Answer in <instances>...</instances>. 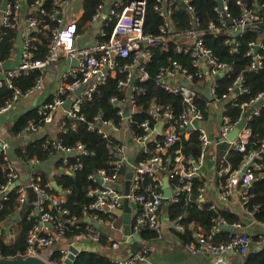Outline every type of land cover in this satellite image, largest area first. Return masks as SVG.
Wrapping results in <instances>:
<instances>
[{
	"label": "built area",
	"instance_id": "built-area-1",
	"mask_svg": "<svg viewBox=\"0 0 264 264\" xmlns=\"http://www.w3.org/2000/svg\"><path fill=\"white\" fill-rule=\"evenodd\" d=\"M6 1L5 11H2V2H0V89L10 90L11 97L0 108V115L8 112L20 98L41 93L47 77L52 75L47 68L52 67L54 69V90L49 98L37 108L38 120L29 121L22 132L16 136L37 133L45 126L52 124L56 111L62 109L65 116L58 126L57 135L54 138L47 137L43 148L51 150L49 154L52 158L62 156V163L65 166L63 171L73 174L80 169V162L68 164L66 158L86 155L87 152L82 145L74 148L63 146L58 135L67 128L75 130L74 125L68 127L67 120H78L85 123L88 131L101 135L110 143L115 159L111 161L112 174L99 170L90 177L93 182H97L95 175H98L102 184L97 182L98 186L89 190L88 195L92 199L89 209L92 213L85 219V234L80 237L94 246L98 245L104 236L100 227L114 230L124 201L127 200L138 207L130 223L131 234L128 240L132 241V236L139 234L141 229L152 231L155 238H160L159 208L164 201L161 189L162 179L167 178L169 185V178L176 180V187L170 185L176 191L170 200L181 192L190 195L195 178L202 181L200 169L204 165L211 146L216 144V140L212 142L203 127L206 108L211 103L220 99L224 100L228 96L235 99L239 94L247 93L248 89L244 86L243 79L240 76L235 77L226 88V95L218 97L215 89L216 82L219 78L228 76L231 68L227 63L220 61L205 45L197 18L193 17L189 20L187 27L179 31L180 34L176 33L177 27L170 19L176 7V0H155V11L162 18L159 34L155 36L143 32L147 7L145 0H101L102 4L91 20V27L100 21L96 28H91L95 32H93L95 40L92 42H81L86 33L78 32L77 21L66 22L65 20L66 10L71 0H53L54 8L47 15L51 21L57 22L58 26L49 28L47 25H39L37 19L32 16L24 18L21 30L22 41L19 47L20 62L16 67L6 70L1 46L5 32L19 26L18 16L21 4L26 3V0ZM214 1L213 13L216 19L208 20L206 31L214 39L223 40L228 54L238 55L239 38L245 34L247 27L257 28L259 23L264 25V2L259 11L243 7L240 16L236 17L229 9L228 0ZM189 2L190 0H182L187 11L194 16V8ZM38 3L39 1L35 2L31 9H36L45 15L46 12L39 8ZM104 6H107L105 11H103ZM108 29L111 30L110 35L104 40ZM44 32L49 33L48 44L44 57L38 58V35ZM169 36L176 40L175 51L190 58L194 71L189 72L181 62L171 61L168 65L159 68L152 82L155 88L181 97L182 108L175 110L171 104H161L151 100L147 109L144 110V99L147 96L144 84L150 80L147 68L153 58V49L166 48ZM260 39H264V29L260 34ZM263 50L262 41L248 43L244 54V58L249 60L246 66L248 71L259 72L263 69ZM63 59L67 62V67L57 71L56 67ZM73 62L76 64L74 65ZM32 72L38 75L27 90L23 91L13 84L14 79L27 76ZM109 79L115 80L118 92L109 98V104L117 110L118 120H105L102 112L87 119L81 113L82 105L91 101L99 92V88L105 86ZM204 80L208 91L205 93L207 100L202 110L196 104L198 98L196 85H202ZM83 86L84 89L76 95V91ZM67 100L70 102L65 110L63 104ZM259 100H262L261 104L246 119L244 127L240 129L233 142H228L226 136L237 126L242 117L236 122H231L229 117L222 115L217 126L216 139L219 138V142L220 139H224V142L229 143L237 152H245L249 136L245 135L246 125L250 116L258 115L260 108L264 107V90L255 98L239 106L243 114ZM141 114H145L146 117L138 120V115ZM159 127L160 130H158ZM191 132L197 133L199 141V153L196 159L185 158L180 149L169 154V150L182 138L189 136ZM9 149L8 142L0 137V166L6 175V181L0 187V208L1 201L5 200L10 192L9 188L14 186L11 191H15L16 194L17 213L15 215L19 218L18 213L30 205L32 209L28 214V219L35 218L27 232L26 252L21 257L34 256L47 264H56L49 258L47 251L49 250L50 253L54 246L63 240L65 225L75 220V217H70L66 208L61 207L66 192L53 193L52 181L45 185L42 184L41 174L36 171V167L40 164L38 159L24 160L17 155L16 160L19 166L27 167L28 171L24 174L25 172H22L10 157ZM138 152L148 157L135 161L134 157ZM68 153H73V155L66 156ZM263 158L264 140L257 149L248 151L238 169L229 173L223 184H219V199L226 202L232 191L237 190L242 211L252 218V213L246 207L250 199L248 189L256 180L255 169L261 168L257 160ZM243 169L245 172L239 176ZM129 173L131 174L130 189L125 195L120 190V186L122 181L126 180V174ZM223 173H228V168L225 166L219 170V174ZM23 175L27 176L26 180H21ZM147 179L151 182H147ZM16 181L20 182L19 186L14 185ZM28 188L36 194V200L31 203L28 200ZM203 191L204 184L197 188L198 196L195 204L198 208L201 203H204ZM212 206L215 208L214 205ZM53 211L58 215L53 214ZM257 223L264 229V222ZM94 224H98L99 227L96 228ZM226 226L233 229L228 239L224 242H215L216 233ZM173 228L177 231L183 230L177 222L174 223ZM241 228L242 224L239 221L229 225L224 219H218L211 230L204 233L196 232L194 234L196 242L185 244L184 248L192 255L209 256L215 259L217 264H229V256L233 254L243 257L250 252L262 251L264 234L243 233ZM5 230L8 234L7 240L13 241V235L9 234L8 228ZM107 241L112 243V246L117 245L110 237H107ZM68 246L67 244L60 246L61 264L68 255ZM148 254L149 249L142 247L129 257L122 260H111V263L132 264L136 260L144 261Z\"/></svg>",
	"mask_w": 264,
	"mask_h": 264
},
{
	"label": "trees",
	"instance_id": "trees-1",
	"mask_svg": "<svg viewBox=\"0 0 264 264\" xmlns=\"http://www.w3.org/2000/svg\"><path fill=\"white\" fill-rule=\"evenodd\" d=\"M39 1L38 6L43 9L46 14L43 15L36 9H31V6ZM147 3L145 23L143 32L144 34L157 35L159 34V28L162 24V18L158 16L155 11V0H145ZM2 2V0H0ZM238 2H240L238 4ZM264 0H228V6L231 13L239 17L243 7L253 8L260 10V6ZM25 3V2H24ZM26 12L25 15H21V18L29 16L37 19L39 25H47L49 28L58 26L57 22L51 21L47 15L53 6V0H26ZM102 4L101 0H83L82 1V14L77 20V30L79 33H86L91 27V20L93 15L97 12L99 6ZM190 5L194 8V16L187 11L186 7L182 4V0L175 1V8L170 15L171 21L176 25V33L180 34V30L187 27L189 20L193 17L197 18L201 26V35L204 39L205 45L210 48L214 55L222 62L227 63L231 70L228 76L221 77L217 80L215 89L218 92V97L226 95V88L231 84V81L240 76L244 81V86L248 89L247 93L239 94L234 101L227 103L224 107L223 115L229 117L231 122H236L242 117V111L240 104L248 102L250 99L255 98L260 92L264 90V60L263 69L259 72H250L247 70L248 59L244 58V54L247 50L248 43L251 41H262L260 34L264 29L262 23L258 24L257 28L247 27L245 34L239 38L240 49L238 55H231L227 53V48L223 45L222 39H214L207 31L206 25L208 20H215L216 15L213 13L215 6L214 0H190ZM20 30V25L9 29L5 32V38L1 46V53L3 61L7 60L17 48L15 45L17 32ZM110 29L106 32V37L110 35ZM49 33L44 32L38 35L37 43V57L43 58L46 52V46L48 44ZM176 40L169 36V41L166 48L153 49V58L148 65L147 71L150 76V80L145 83L146 86V98L144 99L143 109L146 110L151 100L161 104H171L175 110L182 108L181 97L168 94L162 90H159L153 85V78L161 66L168 65L171 61H178L185 66L189 72H193L191 61L188 56H183L175 51ZM264 56V50L262 51ZM38 74L32 72L27 76H21L13 80V84L19 87L21 90H27L35 81ZM205 80L202 85H196L198 98L196 104L203 110V106L207 100L205 93L208 89L206 87ZM118 94L115 86V80L109 79L105 86L99 88V92L94 95L91 101L84 103L81 107V113L90 119L92 116L103 113L105 120H118L116 116L117 110L109 104V98ZM11 97V91L6 88L0 89V108ZM145 114L138 115V120H143ZM37 121L38 114L37 108L30 109L29 111L20 115L7 129V134L10 136H16L22 132L23 128L29 121ZM68 127L74 125L75 130L67 128L62 130L58 138L61 144L65 147L74 148L77 145H82L87 152L86 155H79L73 157H67L68 164H74L77 161L80 162V169L73 174L66 173L65 170H61L60 173L51 177L57 186L58 191L52 189L55 194L65 191L64 202L61 205L62 208H66L70 217H75L73 223H68L64 228L63 240L67 243L74 241L76 238L85 234V219L92 213L89 206L92 202L91 197L88 195L89 190L98 186L97 182H93L90 177L96 174L99 170H105L108 174H112L111 161L115 159L110 143L104 140L101 135L94 132H90L86 129L85 123H81L78 120H67ZM247 129L250 130L248 136V142L246 144V151L241 153L232 148L229 143L219 142V138L216 139L215 146H211L210 152L214 154V160L216 163V171L222 166L228 168V173L220 174L218 178L219 182L223 184L228 177L229 173L238 169L240 163L245 154L250 150H255L264 140V107H261L258 115H252L248 119ZM47 137H43L38 140L29 142L26 145L21 146L15 150V153L21 156L24 160L30 158H36L40 162H44L52 156L49 154L51 150L44 149L43 144L46 142ZM180 149L185 158L196 159L199 153V141L196 132H191L189 136L181 139L180 142L175 144L170 150L169 154H173L175 150ZM134 157L135 161L144 160L148 155L142 153H136ZM57 156L55 168H64L62 163L63 158ZM260 164L259 169H255L254 175L256 180L252 182L248 189L250 194L249 202L247 203V209L252 213L254 220L257 222H264V158L257 160ZM42 184L45 185L50 182V178L45 175H41ZM6 175L0 166V187L5 183ZM151 182L150 179L146 180ZM170 185L176 187V180L169 178ZM203 182L197 178L193 180L191 193L187 195L185 193H179L173 200H164L159 208V214L164 213L168 216L172 222H177L183 228V230H174L182 244H194L196 242L194 234L198 231L207 232L215 226L218 219H224L229 225L238 222V218L226 210L214 208L212 204L201 203L198 208L195 201L198 196L197 188L202 187ZM16 194L15 191H10L7 194V198L1 201L0 208V259H13L17 256H23L26 252V236L29 228L33 225L34 217L28 219V214L32 207L28 205L23 211L19 212V218L13 220L16 212ZM53 214L58 215L53 211ZM65 219V218H64ZM6 228L9 230V234L13 235V241L7 240ZM231 231L221 229L214 237V241L224 242L228 239ZM142 241H148L155 238V234L152 231L141 229L139 232ZM254 239L257 237L253 236ZM112 243L107 241V237L102 236L98 246L101 249H106L108 245ZM143 246L141 243L132 241L131 252L140 250ZM60 249V248H59ZM59 249L53 248L49 258L56 264H61V256ZM99 249V248H98ZM73 264H112L111 259L107 255L97 251H81L74 260ZM242 264H264V249L259 252H250L243 256Z\"/></svg>",
	"mask_w": 264,
	"mask_h": 264
},
{
	"label": "crops",
	"instance_id": "crops-1",
	"mask_svg": "<svg viewBox=\"0 0 264 264\" xmlns=\"http://www.w3.org/2000/svg\"><path fill=\"white\" fill-rule=\"evenodd\" d=\"M82 1L83 0H71L69 7L66 10V22L69 21H77L82 14ZM109 3V1H108ZM26 4L23 2L21 4V9L19 13V25L20 30L23 28L24 17L21 18V15H25L26 12ZM107 6H104L103 11L106 10ZM93 27V26H92ZM95 27H93L94 29ZM90 29L86 32L85 38L81 42L94 41L95 36L93 34L94 30ZM95 33V32H94ZM20 62V48L17 47L12 55L4 61V66L6 70L12 69L16 67ZM67 67V62L64 59L58 64L56 67L57 71L59 69H64ZM55 70V72H56ZM52 75L47 77L45 82L44 90L34 96L31 97H23L20 98L14 106L5 114L0 115V137L5 139L9 144V154L10 157L15 161L16 166L20 168L22 172L27 173V167L19 166L18 161L16 160L17 154L15 150L20 148L23 145L28 144L31 141L41 139L43 137L54 138L58 132V126L61 120L64 118V111L62 109H58L55 113V118L52 124L45 126L43 129L38 131L35 134H24L21 136H10L7 134L8 127L23 113L29 111L33 108H39L51 95L52 91L55 87L54 82V72ZM234 100V97L228 96L224 98V100L215 101L207 106L205 111V122L203 125H208V127H204L208 132L210 139L212 142H215L217 138V126L220 118L223 115L224 107L227 103H230ZM14 111V113L12 112ZM17 112H19L17 114ZM4 123H8L4 125ZM245 135L250 134V130L245 129ZM227 143V142H226ZM56 159L50 158L44 162H40V164L36 167V171L39 174H43L51 179V177L55 174H58L63 170L62 168H55ZM200 177L204 184L203 191V199L205 203H209L214 205L216 208L226 210L230 214L236 216L239 222L242 224L241 232L256 235V234H264V229L262 226L255 222L251 216H248L244 213L239 205L238 200V191L233 190L228 200L221 201L219 199V180L220 174L216 171V163L214 160V154L210 152L207 155V158L204 162V165L200 169ZM50 181H54L51 179ZM120 190L122 192L125 191V181H122V185L120 186ZM138 207L133 202L124 201L123 209L118 216V220L116 222V228L114 230H109L104 227H100L103 235L105 237H110L114 243L117 245L112 246L108 245L106 249H101L98 245L94 246L92 243L87 240L78 237L74 241L67 243L64 240H61L57 243L54 248L59 249L61 245L72 244L79 251H101V253L105 254L111 260H122L129 257L131 254L135 252H131L132 249V241L135 240L134 236L139 234H134L132 236V241L128 240L129 234H131L130 223L133 216L136 214ZM17 220V219H16ZM160 221V230L161 237L154 238L148 241H140L135 240L136 242L141 243L143 247H147L149 249V254L144 261H134L132 264H217L216 260L206 256V255H192L189 254L185 248L184 244L180 241L177 234L175 233V229L173 228L174 222L170 221L168 216L164 213L159 214ZM145 230V229H144ZM140 232V231H139ZM140 236V235H139ZM94 247H93V246ZM99 248V249H98ZM139 250V249H138ZM136 250V252L138 251ZM243 257L238 255H230L229 256V264H242Z\"/></svg>",
	"mask_w": 264,
	"mask_h": 264
},
{
	"label": "water",
	"instance_id": "water-1",
	"mask_svg": "<svg viewBox=\"0 0 264 264\" xmlns=\"http://www.w3.org/2000/svg\"><path fill=\"white\" fill-rule=\"evenodd\" d=\"M6 4H7V1L6 0H3L2 1V6H1V9L2 11H5L6 10ZM100 24V21L96 22L93 24V27H97L98 25ZM21 41H22V31L19 30L17 32V36H16V41H15V45L17 47H20L21 46ZM74 65L76 64V62H73ZM48 72H54V69L52 67H48L47 68ZM184 85H187V83H184ZM84 89V86L81 87L79 90L76 91V95H78L82 90ZM70 100H67L65 101V103L63 104V108L65 110H67L68 108V104H69ZM262 100H259L257 101L253 107L249 108L248 110H246L243 114H242V119L241 121L237 124V126L226 136V140L228 142H233L237 136H238V133L240 131V129H242L246 123V119L249 117V115L253 112V110L258 107L260 104H261ZM158 130H160V127L158 128ZM190 130H192V128L190 127ZM220 142H224V139H220ZM73 153H68L66 156H72ZM245 172V169H243L241 171V173L239 174V176H241L243 173ZM130 176L131 174H126V180H125V191H124V194L127 195L129 193V189H130ZM27 176L26 175H23L21 180H26ZM95 178L97 180V182L99 184H102V180L101 178L98 176V175H95ZM15 186H19L20 185V182L19 181H16L14 183ZM51 186L54 188V189H58V186L56 184L55 181H52L51 182ZM14 186H11L9 188V190H13ZM162 195H163V198L164 200H170L174 194L176 193V191L170 187L169 183H168V180L167 178H163L162 179ZM27 193H28V200L29 202H34L36 200V194L32 191L31 188H28L27 189ZM18 219V215H15L13 217V220H16ZM88 221V220H87ZM96 228H98V224H94ZM222 229L224 230H227V231H232L233 229L229 226H226V227H222ZM134 239L137 240V241H140V236L139 235H135L134 236ZM67 250H68V255L66 257V259L63 261V264H73L74 263V260L75 258L77 257V255L80 253V251L73 245H69L67 247ZM0 264H47L46 262H44L43 260L37 258V257H34V256H27L25 258L21 257V256H17L16 258H13V259H0Z\"/></svg>",
	"mask_w": 264,
	"mask_h": 264
},
{
	"label": "rangeland",
	"instance_id": "rangeland-1",
	"mask_svg": "<svg viewBox=\"0 0 264 264\" xmlns=\"http://www.w3.org/2000/svg\"><path fill=\"white\" fill-rule=\"evenodd\" d=\"M13 113H14V111H12ZM19 112H17V114H18ZM6 124H8V123H4V125H6ZM205 128L206 127H208V125H203Z\"/></svg>",
	"mask_w": 264,
	"mask_h": 264
}]
</instances>
